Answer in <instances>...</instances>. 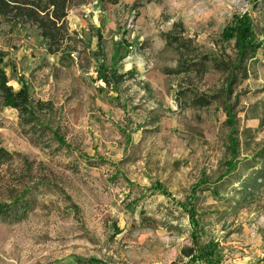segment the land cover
<instances>
[{"label":"rangeland","instance_id":"rangeland-1","mask_svg":"<svg viewBox=\"0 0 264 264\" xmlns=\"http://www.w3.org/2000/svg\"><path fill=\"white\" fill-rule=\"evenodd\" d=\"M243 15L264 41V0H92L70 10L75 49L63 54L0 17L8 85L54 105L38 114V142L0 96V147L12 154L0 202L31 199L23 217L0 216V264H192L183 249L209 243L219 264H264V185L241 192L244 159L264 147V45L250 78L208 107L189 100L222 92L223 73L165 71L178 62L163 36L176 23L194 50L229 60L222 34ZM101 65L127 75L118 89Z\"/></svg>","mask_w":264,"mask_h":264},{"label":"trees","instance_id":"trees-1","mask_svg":"<svg viewBox=\"0 0 264 264\" xmlns=\"http://www.w3.org/2000/svg\"><path fill=\"white\" fill-rule=\"evenodd\" d=\"M91 1L0 0V17L13 25L34 28L50 54H63L75 49L68 22L70 10ZM178 27L180 29L176 32ZM184 31L182 24L176 23L172 30L163 34L167 46L173 48L178 54L176 67L166 68V73L177 76L195 73L198 76H204L209 71L215 70L225 75L226 84L222 92L212 95L193 94L191 96L189 104L194 107H208L216 99L224 96L232 97L235 88L250 78V63L264 45V41L258 39L253 29L251 19L247 15L237 16L233 23L225 28L222 38L224 41L234 40L236 52L235 58L229 60L194 50L193 40L185 37ZM99 77L107 87L114 90L120 87L127 75L119 73L115 67L101 65ZM8 82L7 75L0 65V96L3 104L19 111L20 121L26 127V132L40 142L44 132L38 114L52 112L54 108L52 101L37 100L33 102L26 82H22L19 90L8 85ZM187 95L186 91H180L178 98ZM228 114L231 115L229 111ZM247 131H251V129H247ZM57 138L61 144L64 143L62 137L57 136ZM234 155L236 157V151H234ZM11 156L12 154L0 147V161ZM244 161L248 162V168L251 169V172L245 176L241 192L254 194L257 189L264 185V147L252 156L245 158ZM229 169L231 170L228 171V174L231 173L232 167ZM212 192L219 193L216 187L212 188ZM28 195L27 190L18 197H14L10 203L0 202V216L4 218L23 217L26 213L25 210L31 204ZM194 239L197 240V238ZM195 245L183 249V252L191 258L192 264H219L217 244ZM90 261L94 264H106L95 258Z\"/></svg>","mask_w":264,"mask_h":264}]
</instances>
